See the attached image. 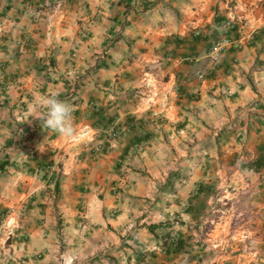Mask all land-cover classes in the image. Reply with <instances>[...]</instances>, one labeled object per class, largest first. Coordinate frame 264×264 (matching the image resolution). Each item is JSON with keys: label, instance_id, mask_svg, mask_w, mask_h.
Instances as JSON below:
<instances>
[{"label": "crops", "instance_id": "0c3cea01", "mask_svg": "<svg viewBox=\"0 0 264 264\" xmlns=\"http://www.w3.org/2000/svg\"><path fill=\"white\" fill-rule=\"evenodd\" d=\"M54 93L90 147L42 128ZM0 202V264H264V0H0Z\"/></svg>", "mask_w": 264, "mask_h": 264}, {"label": "rangeland", "instance_id": "374dc122", "mask_svg": "<svg viewBox=\"0 0 264 264\" xmlns=\"http://www.w3.org/2000/svg\"><path fill=\"white\" fill-rule=\"evenodd\" d=\"M139 82H143L141 80V78H140ZM144 95L145 94L143 92V88L140 85H137L135 88V91H134L135 98H140V97H143ZM157 96H158V94H155L153 97H157ZM164 98H165V102H167V101L169 102L171 100L170 96L167 97V95ZM113 133H114V131H112L110 133V136ZM82 139L83 138H81L80 143L83 146V148L84 147H86V148L90 147V145L96 141V139H93L92 141L86 142V141H82ZM96 146L97 145H95L94 148L89 150V155L93 154L92 151L93 150L95 151ZM225 149H227V148H225ZM228 149H232V148H228ZM204 150H205L204 148H200V150H199V159L200 160H203ZM222 150H224V149L223 148H210V152H213L214 154H223L224 155V152H226V151L222 152ZM220 157H221V155L219 156V159H216V157H213L211 159L210 156L208 158L212 162L213 160L214 161L222 160ZM228 161H229L228 165L225 166L224 168L218 167L216 162H214V163L212 162V167H209V168L203 170L204 176L207 175L209 177L214 178V185L212 186L213 189L211 191L215 194L221 193L222 191H225V190H228L231 193L238 192V188H239V185L237 184L238 178L236 179L235 182L230 183V181H229V184L226 181V179H231L234 177L242 176L243 173L241 170V165L243 164V162H241V158H239V156L237 158L236 156H233V154H229ZM191 170L192 169L183 172L182 176L190 175ZM137 172L139 173V175H141V177L146 178V179L153 177V176H159V174H158L159 170L156 168H149V167H142L141 166V167H138ZM167 172L169 173L168 175L171 177L177 176V173H178L176 171H173L172 169L167 170ZM163 175H164V173H163ZM221 179H224V181H222ZM56 181H60V180L57 179ZM221 181L224 182V184H222ZM58 188H59V186H58ZM58 188L56 187V189H55L57 192L59 191ZM123 191H124V187H122V188L118 187L116 189L117 195H121L122 193H124ZM56 198H57V196H56ZM2 206H4V205L2 202H0V207H2ZM6 209H7V207H6ZM22 219H24V216L20 217V215H19V217L16 218L13 211L7 212L6 214L4 213V215L0 214V235L2 234V232H4V230H6V231H9L8 229L14 230L13 225L17 224V220L19 222V220H22ZM151 221L156 222V224H163V222H167V221H165V219L160 218V217H154L151 219Z\"/></svg>", "mask_w": 264, "mask_h": 264}, {"label": "clouds", "instance_id": "9594fccd", "mask_svg": "<svg viewBox=\"0 0 264 264\" xmlns=\"http://www.w3.org/2000/svg\"><path fill=\"white\" fill-rule=\"evenodd\" d=\"M37 104L46 109L45 115L40 118L44 121L43 129L55 132L72 143L80 141L82 133L74 124V108L71 104L60 100L55 93L37 100Z\"/></svg>", "mask_w": 264, "mask_h": 264}, {"label": "built area", "instance_id": "2783aa9c", "mask_svg": "<svg viewBox=\"0 0 264 264\" xmlns=\"http://www.w3.org/2000/svg\"><path fill=\"white\" fill-rule=\"evenodd\" d=\"M245 19L243 17H235L232 16L230 17L223 25V29L225 31H230L233 30L236 26H240L241 29L244 28L245 23H244ZM229 40L224 39V40H220L217 41L213 44L212 46V50L210 52L212 59L214 60V62H219L220 58H221V54L223 52V49L229 44ZM200 78H203L202 76ZM115 132L111 135L112 137H115ZM82 141H92L93 139H95L94 137L89 136V132H84L81 135ZM102 146L103 144H99L96 146L95 148V153H100V151H102Z\"/></svg>", "mask_w": 264, "mask_h": 264}, {"label": "trees", "instance_id": "16d2710c", "mask_svg": "<svg viewBox=\"0 0 264 264\" xmlns=\"http://www.w3.org/2000/svg\"><path fill=\"white\" fill-rule=\"evenodd\" d=\"M58 186H59V183L57 182V183H56V187L58 188Z\"/></svg>", "mask_w": 264, "mask_h": 264}]
</instances>
